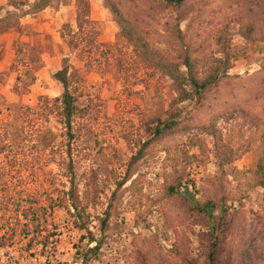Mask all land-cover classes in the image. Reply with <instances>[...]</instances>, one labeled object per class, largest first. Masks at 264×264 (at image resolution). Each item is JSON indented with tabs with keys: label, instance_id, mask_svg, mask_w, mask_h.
Listing matches in <instances>:
<instances>
[{
	"label": "rangeland",
	"instance_id": "1",
	"mask_svg": "<svg viewBox=\"0 0 264 264\" xmlns=\"http://www.w3.org/2000/svg\"><path fill=\"white\" fill-rule=\"evenodd\" d=\"M35 1L0 0V264H264V0ZM183 55L219 74L176 103Z\"/></svg>",
	"mask_w": 264,
	"mask_h": 264
},
{
	"label": "trees",
	"instance_id": "2",
	"mask_svg": "<svg viewBox=\"0 0 264 264\" xmlns=\"http://www.w3.org/2000/svg\"><path fill=\"white\" fill-rule=\"evenodd\" d=\"M169 7L176 8L180 6L183 0H166ZM47 3V0H37L31 7L33 9L42 8ZM5 20L0 19V29L5 27ZM225 58H217L215 62L217 64L226 63ZM180 66H182L183 71L174 70L172 66L164 64L162 67L166 75L172 81L174 88L177 92L175 102H181L184 99L192 98L193 96H199L201 92L211 84H214L218 79L219 71H211L208 74H203V76L198 75L196 68L194 67L193 61L187 56L183 55L180 60ZM224 68V67H223ZM221 67V69H223ZM54 78L61 85V93L50 99V102L55 105V113L58 122L63 128L64 137V153L67 157V163L65 164V176L67 184H73V167L71 162L72 154V139L73 132L71 131L72 119L76 114V103L75 100L77 96L74 94L75 90L68 82L67 69L63 65L59 70L54 73ZM171 110H169L163 118H154L153 125L151 126V135L153 139L159 138L169 132H171L176 124ZM169 191L173 192L175 189L171 186L168 188ZM199 211L211 217L210 208L214 206V201L212 199H206L200 204H193ZM214 239H217V234L214 235ZM215 251V243L210 245V250L207 256V263L211 264L212 257Z\"/></svg>",
	"mask_w": 264,
	"mask_h": 264
}]
</instances>
